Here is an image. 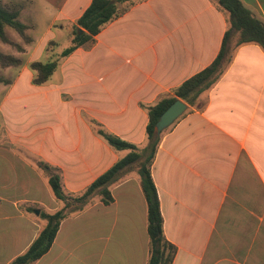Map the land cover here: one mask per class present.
Here are the masks:
<instances>
[{
	"label": "crops",
	"instance_id": "obj_1",
	"mask_svg": "<svg viewBox=\"0 0 264 264\" xmlns=\"http://www.w3.org/2000/svg\"><path fill=\"white\" fill-rule=\"evenodd\" d=\"M93 0H9L28 42L0 93V264L24 253L62 207L46 163L66 193H83L127 155L101 131L142 149L149 110L219 55L230 13L216 0H131L67 55ZM264 22V0H242ZM34 21H33V20ZM40 21L41 35L30 34ZM39 23V22H38ZM218 81L161 133L151 166L172 264H264V49L238 44ZM233 44V47H231ZM58 59L36 83L34 61ZM132 169V168H131ZM127 170L59 227L33 264H148V204L137 170Z\"/></svg>",
	"mask_w": 264,
	"mask_h": 264
},
{
	"label": "trees",
	"instance_id": "obj_2",
	"mask_svg": "<svg viewBox=\"0 0 264 264\" xmlns=\"http://www.w3.org/2000/svg\"><path fill=\"white\" fill-rule=\"evenodd\" d=\"M131 0H93L83 15L78 19L72 32V44L67 47L62 55H67L77 47L90 41L99 33L103 26L116 18L120 12V4ZM218 4L230 13V27L225 33L224 42L219 55L205 69L198 72L176 89V96L160 100L149 110V124L147 126L148 142L141 150L132 143L101 131L104 137L117 149H129L130 152L116 162L110 169L100 175L87 189L77 195L66 193L59 174L52 170L46 163L42 166L50 172L49 185L54 197L63 205L60 209L49 212L42 210L39 217L44 220V225L37 237L28 249L17 256L10 264H33L51 248L61 222L70 214L79 212L92 202L96 194L101 195L105 204L113 201L109 186L119 180L121 176L133 168H138L141 177V185L148 204V233L150 237V257L148 264H172L176 247L167 240L163 229V215L160 208L158 190L151 173V166L158 146L161 134L156 131V123L162 113L177 99L182 98L191 104L198 99L200 94L210 89L225 71L231 57L228 56L230 48L227 44L231 34L240 33L238 44L255 42L264 49V22L256 17L242 0H216ZM19 8L15 4L4 3L0 0V38L4 42L13 44L9 39L6 27L15 29L21 36L26 37L27 26L19 20ZM16 45V43H14ZM17 47H19L17 45ZM0 63L2 66L18 65L20 59L12 54L0 51ZM58 66V59L48 62L34 61L31 68L36 72L35 82L47 81ZM6 81L0 78V82ZM8 82V81H6ZM73 208L70 209V207Z\"/></svg>",
	"mask_w": 264,
	"mask_h": 264
},
{
	"label": "rangeland",
	"instance_id": "obj_3",
	"mask_svg": "<svg viewBox=\"0 0 264 264\" xmlns=\"http://www.w3.org/2000/svg\"><path fill=\"white\" fill-rule=\"evenodd\" d=\"M2 1L4 3H8L9 2V0H2ZM20 19L21 18H19V20ZM28 20L29 19H27V18H25V19L22 18V20H20V21L21 22H23V21L26 22ZM43 27H44L43 23L40 24V21H37V24L33 27V29L31 30L30 34H32L33 36H36V35L38 36V34L41 35V33L43 32ZM6 32H7V35L9 37V39L13 42V44L8 43V42H4L0 38V51H2L3 53L12 54L15 57L19 58L15 54H18V52L20 54V52L23 51V49H24L23 45L26 42H28V37L27 36L26 37L21 36L15 29H13L11 27H8V26L6 27ZM236 38H237V32L235 31V33H234V41L233 42L236 41ZM239 38H240V36H239ZM14 43H16V45ZM17 45L19 47H17ZM231 47H233V44H232ZM233 52H234V48H232V50L230 49L228 56L232 57ZM225 65H228V64L225 62ZM8 67H10V66H2L1 63H0V78L5 79L6 81L10 80L12 78V75L14 74V70L13 69L12 70L11 69H7ZM6 81L0 82V87L1 88L5 87L4 84H6ZM1 88H0V93L3 90ZM131 170H137V166L135 165ZM71 208H73V206H71L70 209Z\"/></svg>",
	"mask_w": 264,
	"mask_h": 264
},
{
	"label": "water",
	"instance_id": "obj_4",
	"mask_svg": "<svg viewBox=\"0 0 264 264\" xmlns=\"http://www.w3.org/2000/svg\"><path fill=\"white\" fill-rule=\"evenodd\" d=\"M187 109V104L181 99L173 102L160 116L156 123V131L161 134L166 128L172 125Z\"/></svg>",
	"mask_w": 264,
	"mask_h": 264
}]
</instances>
